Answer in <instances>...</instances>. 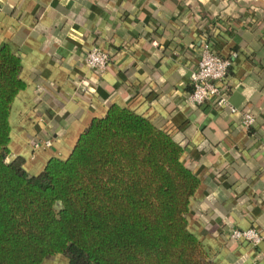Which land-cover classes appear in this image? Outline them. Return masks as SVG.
<instances>
[{
	"label": "crops",
	"instance_id": "crops-1",
	"mask_svg": "<svg viewBox=\"0 0 264 264\" xmlns=\"http://www.w3.org/2000/svg\"><path fill=\"white\" fill-rule=\"evenodd\" d=\"M204 33L235 53L227 100L238 112L187 101ZM2 45L20 58L9 148L29 174L67 157L110 105L129 108L183 146L199 179L188 228L213 264H264V0H0ZM93 45L110 56L102 72L85 63ZM240 111L255 117L249 129ZM249 227L263 234L256 247L228 237Z\"/></svg>",
	"mask_w": 264,
	"mask_h": 264
},
{
	"label": "trees",
	"instance_id": "trees-1",
	"mask_svg": "<svg viewBox=\"0 0 264 264\" xmlns=\"http://www.w3.org/2000/svg\"><path fill=\"white\" fill-rule=\"evenodd\" d=\"M20 58L0 46V264H213L189 230L199 184L183 146L148 118L112 104L65 158L35 175L9 148V113L25 87Z\"/></svg>",
	"mask_w": 264,
	"mask_h": 264
},
{
	"label": "built area",
	"instance_id": "built-area-1",
	"mask_svg": "<svg viewBox=\"0 0 264 264\" xmlns=\"http://www.w3.org/2000/svg\"><path fill=\"white\" fill-rule=\"evenodd\" d=\"M214 33L203 34L201 51L194 70L190 74L192 90L187 95V101L194 105H201L210 102L214 98V104L219 107H226L231 112H238V109L231 106L227 100L228 81L235 53L231 56H223L214 48ZM85 63L92 69L102 72L110 61V56L101 47L93 45L85 52ZM241 122L247 129L252 127L255 117L246 111H240ZM46 146L51 143L44 141ZM228 237L235 242L245 241L256 247L263 239V234L255 227L246 229L234 228L228 233Z\"/></svg>",
	"mask_w": 264,
	"mask_h": 264
}]
</instances>
